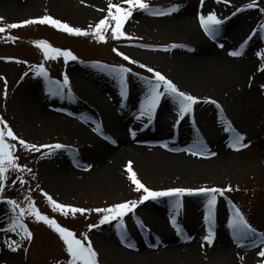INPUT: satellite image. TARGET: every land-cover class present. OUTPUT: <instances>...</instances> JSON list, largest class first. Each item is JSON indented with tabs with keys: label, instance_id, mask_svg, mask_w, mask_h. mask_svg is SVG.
I'll use <instances>...</instances> for the list:
<instances>
[{
	"label": "rangeland",
	"instance_id": "374dc122",
	"mask_svg": "<svg viewBox=\"0 0 264 264\" xmlns=\"http://www.w3.org/2000/svg\"><path fill=\"white\" fill-rule=\"evenodd\" d=\"M20 1L23 5L32 4L33 7L16 12H0V17L3 18L0 20V27L48 15L71 27L86 30L89 35H71L49 24H30L0 33V121L3 122L0 127L6 124L16 137L31 145L39 147L59 143L66 146L61 150L40 148L36 151L21 146L18 140L5 137L7 142L15 145L12 151L18 157V164L31 169V172L9 170L6 180L0 185L4 189L0 193V264H69L71 259L59 234L45 222L37 221L27 213L23 223L32 233L31 240L22 239L19 229L16 232L7 231L12 219L19 216L20 212L17 208L13 213L12 206L6 201L15 200L20 207L27 208L29 201L26 198H30L42 214L73 231L76 238L82 239L85 245L91 243L97 252V264H125L124 260L122 263L118 262L119 260L115 262L118 253H110L107 248L114 241L119 249L125 252L136 251L133 243L130 244L132 239L141 240L149 235L150 229L140 215L146 208L161 211L165 223L170 226L171 235L179 244L184 245L186 250L193 251V254H185V251L179 253L173 257L171 264H264V257L258 256V252L264 250V71L260 70L264 68V59L257 55L258 52H264V29L261 27L264 26V11H261L264 9V0H257V7L251 9L245 7L251 0H229L228 3L224 0H210L208 4L212 8L205 7L202 10L205 16L209 12H215L218 18L224 21L214 37L203 31L207 40L213 44L227 40L234 43L231 52H241L239 56H231L234 61L242 63L248 57L247 52H250L243 48H246L254 37H258L253 64L239 91L241 98L236 112H232L228 106V96L232 91H223L213 82L193 79L189 73L178 69L179 64L172 53L175 48L187 46L186 37L181 34L170 35L159 27L144 25L139 19L144 15H152L150 12L133 10L122 27L127 39L113 38L111 29L115 26V21L109 19L108 27H102L101 30L105 37L104 42L98 41L95 26L108 15L110 3L127 8L124 0ZM185 1L144 0L150 6L151 12L166 14L177 11ZM173 8L177 10L173 11ZM112 11L115 12V8ZM248 15H251V18L243 20ZM241 22L247 25L237 34L235 30ZM8 36L15 39H6ZM41 40L53 47L70 50L77 59L65 60L60 56L45 60L43 50L35 43ZM131 51L139 52L144 57L131 54ZM117 52L129 56L130 60H124ZM131 60L137 63H131ZM41 63L45 65L46 76L37 75L36 66ZM97 64L105 67L98 68ZM140 64L146 67L141 68ZM75 66L98 73L110 81V88L115 89L117 96L121 98L120 104H114L111 108L112 113L119 118L124 119L130 116L131 112L141 116L142 106L147 104L148 81H154V74L147 71L148 67L172 80L180 91L197 97L199 102L193 106V111L179 121L178 106L168 96L161 98L151 120L146 115L141 117L146 124L151 125L163 104L173 106L172 110L164 114L156 131L166 137L167 147H174L173 143L177 140L175 136L182 138L185 143L186 135L194 134L182 148L174 149L178 153L184 152L191 161L200 162L197 173L199 179L196 180L187 171L158 169L149 162L131 158L121 164L119 180L115 183H88L74 193H63L54 189L43 176L45 170L57 165L61 160L70 159L83 175L91 168V156L95 149L101 143L114 142V131L104 129L103 126H90L97 142L87 141L80 144L63 134L45 132L30 125L24 118L21 101L29 93H36L47 103L64 109L66 104L74 105L84 113L92 109L70 76V70ZM119 66L131 69V72L126 74L123 94L119 79L111 71L112 67ZM65 75L69 79L68 85H63ZM50 89L57 94H51ZM226 127L232 130L226 131ZM148 133L144 130L136 136L142 137ZM238 134L244 137L243 143L247 145L239 150L230 147L232 138ZM197 144L207 149L204 155H192V151L197 150ZM222 155L230 158L223 161ZM130 161L137 178L152 191L202 187L220 188L225 191L222 195L217 194V203L212 209L210 219H206L209 212L208 197L187 194L149 199L138 203L132 213L104 224H100L103 213L88 211L77 213L75 216L71 213L64 216L60 212L52 211L44 193L57 203L88 210L103 209L126 201H139L140 190L136 189L127 171ZM229 186L231 191L226 190ZM190 207L192 211L189 210ZM237 208L256 230L249 238L238 240L233 229L229 227V221ZM191 217L196 221L191 220ZM173 220L176 221L175 225ZM93 224L98 226L89 229L88 226ZM209 229L213 233L210 244L204 240ZM121 233L125 234L124 239L121 238ZM11 241L20 243V249L11 251L8 247ZM99 244L102 247H99ZM142 244L145 245L143 241ZM157 249V252H161L165 248ZM141 250L144 255H154L151 246H142Z\"/></svg>",
	"mask_w": 264,
	"mask_h": 264
},
{
	"label": "bare ground",
	"instance_id": "6f19581e",
	"mask_svg": "<svg viewBox=\"0 0 264 264\" xmlns=\"http://www.w3.org/2000/svg\"><path fill=\"white\" fill-rule=\"evenodd\" d=\"M209 1L204 0L201 5V0H186L185 4L171 14L162 17L161 15H144L139 20L146 26L159 27L169 32L170 35L181 34L186 37L187 46L175 48L172 53L179 64L178 69L189 73L193 79L213 82L223 91L226 89L232 91L228 96V106L232 112H236L241 98L239 91L243 87L242 81L253 64V54L257 48L255 46L258 45L259 40L258 37H254L252 42L243 48L250 52L246 51L248 57L242 63L234 61L230 55L234 43L227 40L216 45L207 40L198 17L201 14L204 15L202 10L205 7L212 8L208 4ZM29 7L33 5H23L20 0H0V12L3 13L22 11ZM248 18L250 19L251 15L243 20H248ZM246 25L247 23L244 22L239 23L235 32L237 34L239 30L242 32ZM131 54L144 57L135 51H131ZM70 76L83 97L89 102L91 110L84 113L74 105L68 104L64 109L47 103L36 93H29L21 101L24 118L30 125L45 132L63 134L71 140H77L80 144L87 141L97 142L90 131V126L94 125L97 128L103 126L104 129L114 131V142L112 144L101 143L95 149L91 156V168L83 175L70 159L61 160L57 162V165L45 170L43 176L54 189L63 193H74L88 183H115L119 180L121 164L131 158L149 162L158 169L187 171L196 180L199 179L197 173L200 169V162L191 161L184 152H175V149L178 150L187 144L194 134L186 135L187 142L185 143L182 138L175 136L177 142L173 143L174 147H167L166 137L156 131L164 114L173 109L171 104H163L155 114V120L151 125L146 124L144 118L135 112H131V115L124 119L119 118L112 113L111 108L114 104H120L121 98L117 96L115 89L110 88L108 83L110 81L107 78L77 66L71 68ZM144 130L149 132L148 135L136 136ZM171 150L174 152H170ZM222 158L226 161L230 157L222 155ZM189 210L192 211V208L190 207ZM161 214V211L154 208H146L140 213L150 230L149 235H146L144 239H132L130 244L133 243L136 251L125 252L119 249L114 241L113 244H109L107 251L118 253V257L114 259L115 262L119 260L118 262L121 263L125 261V264H148L149 262L171 264L173 257L183 251L185 254H193L191 249L186 250L184 245L179 244L177 239L171 235L170 226L165 223ZM191 220L196 221L193 217ZM197 227H199L198 224ZM142 246H151L154 249V255H144L141 250ZM99 247L102 245L99 244ZM161 247L165 249L157 252V248Z\"/></svg>",
	"mask_w": 264,
	"mask_h": 264
},
{
	"label": "snow or ice",
	"instance_id": "6c2138e0",
	"mask_svg": "<svg viewBox=\"0 0 264 264\" xmlns=\"http://www.w3.org/2000/svg\"><path fill=\"white\" fill-rule=\"evenodd\" d=\"M124 2L128 5L127 8L120 7L118 5L109 4V11L108 15L99 21V23L95 26V34L98 39V41H105L104 35L101 34L102 27L106 28L108 27L107 22L109 19L115 21V26L112 27V36L113 38H128L126 37L125 33L122 31V27L125 23V21L132 15L134 9H138L145 12H150L152 15H164L166 13L164 12H151L150 6L144 2V0H124ZM204 0H201V5H203ZM219 2V0H218ZM225 3H228L229 0H224ZM246 8L251 9L254 7H257V0H251L250 3H248ZM115 8V12L112 11V9ZM173 11L177 10L176 8L172 9ZM243 9H238V11H241ZM261 11H264V9H261ZM199 22L203 30L209 35L214 37L216 32L218 31V28L221 24H223V20L218 18L215 12H209L207 16L201 14L199 15ZM0 20H3L2 17H0ZM30 24H49L59 30H62L68 34L76 35V36H87L89 35V32L86 30H82L80 28H75L69 26L67 23H63L59 20L53 19L51 16L45 15L41 18L36 19H28L24 20L20 23H9L6 26L0 27V33H5L8 29H16L20 28L22 26H27ZM91 27V26H90ZM262 29H264V26H261ZM6 39H15L14 37L8 36ZM251 39V36L249 37ZM39 48L43 50V55L45 60L48 59H55L57 57L62 56L65 60H76V56L73 55V53L70 50H62L56 47H53L46 41H37L35 42ZM243 46V45H242ZM172 47H180V45H172ZM167 50V49H165ZM113 51H117L116 49H113ZM118 55H121L124 60L129 61L130 57L127 55H124L122 53L117 52ZM232 56H239L241 55V52L239 51H233L230 53ZM257 55L264 59V52H258ZM131 63H137L134 60L130 61ZM141 68H145L146 65L140 64ZM38 68L37 75L38 76H46L47 72L45 69V65L43 63L38 64L36 66ZM98 68H103L105 66H101L99 64L96 65ZM261 71H264V68L260 69ZM112 73L115 75L116 78L119 79L120 84L122 86V94H123V85L126 83V74L131 72L130 68L119 66V67H112L111 68ZM147 71L149 73L154 74V81H148V97H147V104L142 106L141 116H147L149 120H151L152 115L157 108L158 104L161 101L162 97L168 96L171 97L176 105L178 106V121L180 119H183V117L191 113L193 111V106L196 105L199 101L198 98L188 94L186 92L180 91L177 87V85L170 79L166 78L163 74L160 72H154V70L150 67L147 68ZM69 79L65 75L63 79V85H68ZM162 89V90H161ZM50 93L55 95L57 94L56 91H53L50 89ZM211 103H216V101H209ZM0 124H3L2 121H0ZM226 131H231V128L225 129ZM132 135L134 136L135 133L133 132ZM9 137L12 140H18L19 144L27 149H34L36 151H39L40 148H47V149H54V150H61L64 149L66 146L62 144H52V145H31L28 144L25 140L19 139L15 136L13 131L10 127H8L6 124H4L2 127H0V185L4 183L6 180V173L9 170H23L31 172V169L23 167L18 164V157H16L12 151V149L15 147V145L9 143L6 141L5 137ZM244 137L241 135H236L232 138V144L230 147H234L237 150L242 147H247L246 144L243 143ZM195 151H192V155H204V153L207 151V149L197 144ZM51 153H45V155H50ZM127 171L130 174V179L133 184H135L137 190H143L145 193L139 198V201H126L123 203L115 204L113 206L103 208V209H83V208H77L69 205H64L61 203H57L54 199H52L51 196H48L47 193H44L45 197L47 198L52 211L54 212H60L62 215L67 216L69 213H71L73 216L75 214L80 213L83 214L88 211H95L98 213H103L100 220V224L104 223H111L114 220H119L120 218L126 216L129 213H132L133 210L137 207L138 203H143L145 201H148L149 199H157L159 197H170V196H181L183 194L187 195H205L208 197L207 201V207L209 209L208 215L206 216V219H210L212 215V209L217 203V194L222 195L225 189L220 188H199V189H187V188H172L164 191H152L149 190L141 181L137 178V175L135 172H133L131 167V161L128 163ZM23 182V181H21ZM227 191H231L232 188L229 186ZM4 191L3 187H0V193ZM28 199V207L23 208L20 207L15 200H7L6 202L12 206L13 213H15V210L19 208V216H15V218L12 219L7 231L16 232L18 229L20 230L21 238L31 240L32 239V233L27 229L26 225L23 223L24 215L27 213L33 217L37 221H43L47 225H49L51 228H53L60 236L64 244L66 245V252L70 256L69 264H97V252L92 247L91 243H88L85 245V243L82 241V239L76 238V235L73 231L69 230L68 228L62 227L60 224L57 223L55 219L50 218L47 215H44L40 212V210L35 206V204L31 201L30 198ZM177 207H179V203L177 204ZM172 223L175 225L176 221L173 220ZM98 225H89V229L95 228ZM229 227L233 229L234 235L239 240L241 238H249L252 235L255 234L256 230L252 228L247 220L244 218L243 214L240 212V210L237 208L234 210L233 218L229 221ZM121 238H125V234L121 233ZM86 239V236H85ZM204 240L207 241L209 244L213 240V233L211 229H209L208 235L204 237ZM130 246V245H129ZM8 247L11 251L15 252L18 249H20L21 245L17 241H11L8 244ZM258 256L264 257V250H261L258 252Z\"/></svg>",
	"mask_w": 264,
	"mask_h": 264
},
{
	"label": "trees",
	"instance_id": "16d2710c",
	"mask_svg": "<svg viewBox=\"0 0 264 264\" xmlns=\"http://www.w3.org/2000/svg\"><path fill=\"white\" fill-rule=\"evenodd\" d=\"M144 194H145V193L143 192V190H142V191H141V190L139 191V195L142 196V195H144Z\"/></svg>",
	"mask_w": 264,
	"mask_h": 264
}]
</instances>
